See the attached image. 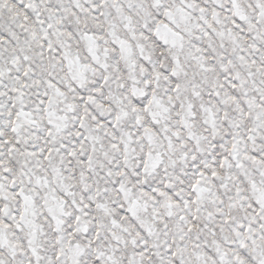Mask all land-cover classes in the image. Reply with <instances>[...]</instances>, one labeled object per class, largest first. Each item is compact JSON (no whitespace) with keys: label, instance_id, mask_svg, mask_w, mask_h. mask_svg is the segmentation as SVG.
<instances>
[{"label":"snow or ice","instance_id":"snow-or-ice-1","mask_svg":"<svg viewBox=\"0 0 264 264\" xmlns=\"http://www.w3.org/2000/svg\"><path fill=\"white\" fill-rule=\"evenodd\" d=\"M0 264H264V0H0Z\"/></svg>","mask_w":264,"mask_h":264}]
</instances>
